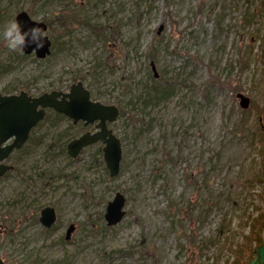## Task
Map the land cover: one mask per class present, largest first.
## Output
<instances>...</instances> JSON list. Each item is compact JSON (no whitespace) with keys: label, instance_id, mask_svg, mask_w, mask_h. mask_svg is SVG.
<instances>
[{"label":"rangeland","instance_id":"obj_1","mask_svg":"<svg viewBox=\"0 0 264 264\" xmlns=\"http://www.w3.org/2000/svg\"><path fill=\"white\" fill-rule=\"evenodd\" d=\"M22 10L49 26L44 59L6 47L4 27ZM78 81L125 112L109 124L120 172L109 176L101 142L70 157L66 144L95 126L47 110L4 161V263L251 261L264 242V0H0V92ZM117 191L125 216L108 226Z\"/></svg>","mask_w":264,"mask_h":264},{"label":"water","instance_id":"obj_2","mask_svg":"<svg viewBox=\"0 0 264 264\" xmlns=\"http://www.w3.org/2000/svg\"><path fill=\"white\" fill-rule=\"evenodd\" d=\"M15 19L20 20L25 27L39 22V26L45 32L47 31L46 23L32 19L26 11L18 12ZM160 30L161 27L158 28V33ZM34 48V44L29 45L23 50V53L26 55L34 53L38 59L46 58L51 52L50 38L47 36L43 48L37 50ZM151 68L154 76H157L155 67ZM237 97L240 98L242 108L249 106L248 97L241 94H238ZM46 109L64 115L72 120L73 124L78 122H82L84 126L93 124L95 132H84L66 144L68 155L76 158L85 147L101 142L103 143V161L109 176L113 178L119 174L122 157L121 140L109 124L117 120L120 110L115 104L107 105L92 100L90 91L82 81H78L72 84L68 91L52 90L35 97L28 96L24 91L8 96H3L0 93V177L13 169L12 165L5 164L4 161L28 140L31 129L45 118ZM11 139L9 144L2 145ZM125 201V196L117 191L113 199L108 202L103 216L108 226L116 225L123 219ZM56 219L57 213L54 207L46 206L41 209L39 221L44 228H50ZM74 230V224H70L66 228L64 239L69 240ZM257 252L264 254V242L255 248L252 256ZM0 264H5L1 257ZM246 264H254V262L251 259Z\"/></svg>","mask_w":264,"mask_h":264},{"label":"clouds","instance_id":"obj_3","mask_svg":"<svg viewBox=\"0 0 264 264\" xmlns=\"http://www.w3.org/2000/svg\"><path fill=\"white\" fill-rule=\"evenodd\" d=\"M3 36L6 47L13 52L23 51L32 44L35 45L34 50L43 48L47 39L46 32L39 26V22L25 27L18 19H13L5 25ZM252 260L254 264H264V254L257 252L252 256Z\"/></svg>","mask_w":264,"mask_h":264},{"label":"flooded vegetation","instance_id":"obj_4","mask_svg":"<svg viewBox=\"0 0 264 264\" xmlns=\"http://www.w3.org/2000/svg\"><path fill=\"white\" fill-rule=\"evenodd\" d=\"M29 55H33V56H35L34 53L29 54ZM0 93H1V95H3V96H8V95H14V94H16V93H12V92H9V93L0 92ZM19 93H20V92H19ZM19 93H18V94H19ZM27 95H28V96H31V97H35V95L30 94V93H27ZM47 110H51V109H46V112H47ZM45 116H46V115H45ZM34 128H35V127H34ZM34 128L31 129L28 138L30 137V135H31V133H32V131H33ZM11 141H12V139H11V140H8L6 143H4V144H2V145H3V146H4V145H7V144H9Z\"/></svg>","mask_w":264,"mask_h":264},{"label":"trees","instance_id":"obj_5","mask_svg":"<svg viewBox=\"0 0 264 264\" xmlns=\"http://www.w3.org/2000/svg\"><path fill=\"white\" fill-rule=\"evenodd\" d=\"M48 24H49V22H48ZM47 27H49V26H47ZM51 45H52V43H51ZM53 113V115L54 116H57V117H59V116H61L62 114H59V113H56V112H52ZM125 112L123 111V110H120V115L122 116L123 114H124ZM40 123V122H39ZM39 123H38V125H39ZM37 125V126H38Z\"/></svg>","mask_w":264,"mask_h":264}]
</instances>
